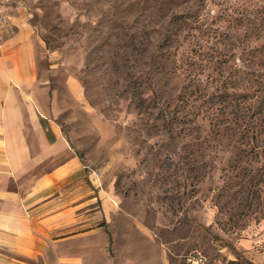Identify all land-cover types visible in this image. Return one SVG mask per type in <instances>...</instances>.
I'll return each instance as SVG.
<instances>
[{
  "label": "rangeland",
  "instance_id": "obj_1",
  "mask_svg": "<svg viewBox=\"0 0 264 264\" xmlns=\"http://www.w3.org/2000/svg\"><path fill=\"white\" fill-rule=\"evenodd\" d=\"M6 11L34 34V100L68 149L16 176L27 218L0 222V264H264V0Z\"/></svg>",
  "mask_w": 264,
  "mask_h": 264
},
{
  "label": "crops",
  "instance_id": "obj_2",
  "mask_svg": "<svg viewBox=\"0 0 264 264\" xmlns=\"http://www.w3.org/2000/svg\"><path fill=\"white\" fill-rule=\"evenodd\" d=\"M8 14L10 20L0 28V222L14 224L19 217L27 218L17 203L16 176L31 170L35 159L68 148L52 116L50 127L44 129V107L34 100V86L41 88L40 48L34 44V34L21 14ZM13 25L17 27L11 29ZM33 128L40 131L36 137ZM34 140L41 144V157L34 156ZM79 169L71 158L48 177L70 175Z\"/></svg>",
  "mask_w": 264,
  "mask_h": 264
},
{
  "label": "built area",
  "instance_id": "obj_3",
  "mask_svg": "<svg viewBox=\"0 0 264 264\" xmlns=\"http://www.w3.org/2000/svg\"><path fill=\"white\" fill-rule=\"evenodd\" d=\"M11 1L12 0H0V28L8 22L9 14L6 11V6H8Z\"/></svg>",
  "mask_w": 264,
  "mask_h": 264
}]
</instances>
